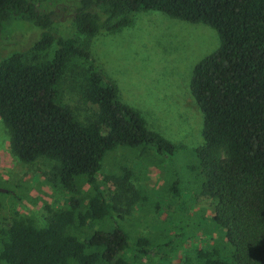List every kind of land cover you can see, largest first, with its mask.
<instances>
[{
    "label": "trees",
    "instance_id": "trees-1",
    "mask_svg": "<svg viewBox=\"0 0 264 264\" xmlns=\"http://www.w3.org/2000/svg\"><path fill=\"white\" fill-rule=\"evenodd\" d=\"M53 1L82 35L116 32L138 11L217 32L218 49L195 65L189 84L203 116L204 142L193 150L197 163L190 169L201 193L216 201L211 221L223 230L229 255L200 249L192 264H264V0H0V31L20 18L42 30L35 52L56 45L48 59L35 55L26 62L14 53L0 62V119L10 150L24 163L40 156L54 160L52 175L61 186L73 191L85 182L92 191L83 208L71 197L41 227L14 217L1 233L0 264H116L128 234L118 226L86 233L110 216L96 180L105 156L117 148H152L172 158L177 150L121 102L116 85L75 37L52 34L57 12L45 3ZM70 2L76 5L69 14ZM74 59L90 65L84 93L97 112L87 124L57 102L59 79ZM136 244L134 258H142L149 241L139 238Z\"/></svg>",
    "mask_w": 264,
    "mask_h": 264
},
{
    "label": "rangeland",
    "instance_id": "rangeland-1",
    "mask_svg": "<svg viewBox=\"0 0 264 264\" xmlns=\"http://www.w3.org/2000/svg\"><path fill=\"white\" fill-rule=\"evenodd\" d=\"M45 4L57 12L52 34L75 37L116 85L121 102L134 108L149 129L177 146L172 158L152 148H117L107 153L96 180L110 216L88 227L86 233L99 228L112 232L118 226L128 234L116 264H192L198 250L213 248L228 257L223 230L211 221L216 201L201 193L200 181L190 169L197 163L193 150L204 142L203 116L189 84L195 65L218 49L217 32L161 12L138 11L129 25L116 32L82 35L70 19H64L61 6L54 1ZM69 4L70 14L76 3ZM41 31L20 18L4 23L0 62L14 53L23 54L26 62H32L35 55L38 60L50 58L55 43L42 52L33 50ZM89 66L74 59L57 86V102L82 124L97 112L85 99ZM56 166L57 162L43 156L31 163L14 156L9 132L0 119V238L16 216L31 218L41 227L51 212L65 209L71 197L84 207L92 193L90 186L78 182L73 191L61 186L52 175ZM139 238L150 245L142 258L135 259Z\"/></svg>",
    "mask_w": 264,
    "mask_h": 264
},
{
    "label": "water",
    "instance_id": "water-1",
    "mask_svg": "<svg viewBox=\"0 0 264 264\" xmlns=\"http://www.w3.org/2000/svg\"><path fill=\"white\" fill-rule=\"evenodd\" d=\"M0 191H3V190L0 189Z\"/></svg>",
    "mask_w": 264,
    "mask_h": 264
}]
</instances>
